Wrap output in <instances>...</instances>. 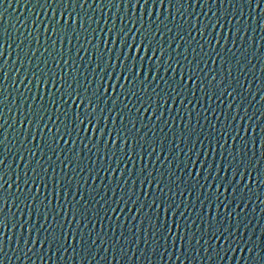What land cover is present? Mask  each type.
I'll return each instance as SVG.
<instances>
[{
  "label": "snow or ice",
  "instance_id": "obj_1",
  "mask_svg": "<svg viewBox=\"0 0 264 264\" xmlns=\"http://www.w3.org/2000/svg\"><path fill=\"white\" fill-rule=\"evenodd\" d=\"M13 3L19 5L20 0H0V17ZM93 5L101 10L125 8L126 12L119 16L102 14V27L99 20H93L96 14ZM34 6L42 10L43 18L39 12L30 17L32 31H27V35L20 32L14 37L6 30L0 31V264L11 259L9 253L20 264L24 261L34 264V256L46 264L45 256L49 252L59 254L58 258L67 259L69 264L73 260L77 264H100L101 261L110 264L109 254L118 264L119 261L153 264L154 258L157 264H167L166 255L168 260L173 256L176 260L183 257L189 264L193 260L197 264L200 261L218 264L237 250H247L248 264H264V224L258 221L262 236L254 240L256 225L252 220L255 217L246 211L251 201L249 194L254 191L249 182L264 186V135L260 137L261 158L253 163L257 147L253 132L257 125L250 123L255 117L264 132V119H261L264 103L249 115L248 108L254 105L248 97L255 100L256 93L251 87L256 77L247 79L251 71L248 48L260 50L249 29L255 33L259 27L264 32V0H34ZM149 6L153 11L148 10ZM133 7L144 9L138 17L139 23L131 11ZM157 8L176 9L180 22H176V15L172 13L161 20L164 13L157 15ZM145 14L149 17L147 26L143 24ZM225 25L230 37L223 35ZM97 31L107 38L100 39ZM81 33L84 43L80 41ZM260 38L264 40V36ZM73 39L80 47L75 48V53L69 47L66 55L65 41L71 46ZM94 39L98 40L95 44ZM85 44L91 45V53ZM233 48L240 52L239 58ZM45 52L48 56L42 60ZM85 56L91 57L87 63ZM49 57L59 69V76L49 66ZM77 58L81 63H77ZM209 61L215 67H209ZM260 63L261 87L257 93L264 100V60ZM42 86L49 97L47 101L41 94ZM49 87L56 91L48 92ZM197 90L202 94L200 98ZM6 92L16 93L20 103H16V98L8 101ZM213 97L219 101V112L212 107ZM225 97L228 98L226 105ZM201 99L209 102L207 107ZM177 101L179 105L173 114L172 105ZM180 105L186 109L187 118L181 114ZM188 105L193 107L188 109ZM196 105L203 109L209 131L201 124ZM13 106L18 115L13 114ZM164 111L168 112L167 118ZM194 112L195 124L192 123ZM209 112L215 123L208 120ZM153 118L162 120L159 133L155 131V124L149 127ZM149 131L152 136H148ZM76 139L83 145L80 151L76 150ZM213 140L221 150L219 163ZM100 145L104 155H99ZM92 148L96 153H92ZM88 153L100 161L107 160L108 167L101 163L96 168ZM145 154L155 157L149 161L152 169L144 164L135 176L131 172L125 174L129 163L134 167L137 156L143 163ZM9 156L11 163H6ZM53 156L59 162V172ZM169 156L172 160H168ZM17 158L23 164V178ZM86 160L91 167L85 164ZM166 161L168 167L164 171L156 167L157 163L163 166ZM173 162L175 169L171 167ZM253 171L259 180L252 176ZM100 172L118 173L114 186L93 175ZM98 179L102 188L93 186ZM49 180L53 183L55 204L41 193V187L47 192ZM81 180L87 185V195L81 191ZM146 187L151 193L145 191ZM221 188L228 195L220 192ZM185 192L188 198L195 197L190 201L191 207L185 202ZM150 194V202L141 201V196ZM178 195L182 198L179 203ZM213 196L215 208L222 211H213ZM197 202L201 207L193 218L191 213ZM126 208L132 214L131 219L124 213ZM101 211L104 216L100 215ZM261 212L264 213V208ZM109 213L115 214L119 222L116 225L121 229L119 234L115 227L107 230L104 227L105 219L112 221ZM121 214L124 221H120ZM125 222L130 225L126 231L123 230Z\"/></svg>",
  "mask_w": 264,
  "mask_h": 264
},
{
  "label": "water",
  "instance_id": "obj_2",
  "mask_svg": "<svg viewBox=\"0 0 264 264\" xmlns=\"http://www.w3.org/2000/svg\"><path fill=\"white\" fill-rule=\"evenodd\" d=\"M93 7L96 8V14H95V16H93V20L94 21L95 20H99L100 25L102 27L104 26V20L101 18L102 14L104 16H108V15H111L112 13H116V15L119 16V15L125 14V12H126L125 8H121L119 11H117L116 8L101 10L96 5H93ZM177 7H179V6H177ZM85 10L88 11L87 5L85 6ZM148 10L149 11H153L151 6H149ZM181 10H183V9H181ZM197 10H199V9H197ZM204 10L208 11L207 7H205ZM0 11H2V10H0ZM131 11L135 12L136 17H137V21L139 23L138 17H139V15L141 13L144 12V9H142V8L137 9V8L133 7L131 9ZM213 11H215V9H213ZM36 12H39L41 18H43V12L38 6H34V0H29V2H26V0H20L19 5H17L16 3H13L12 8H8L7 12H3L2 17H0V31L6 30L8 33H10L14 37L19 36L20 32H24L25 35H27V31H32L30 17L33 16ZM155 12H156L157 15H159V13H161V12L164 13L163 16H160L161 20L164 19V16H168L169 13H172V14L176 15V22L177 23L180 22V17L178 15V13L176 12V9H171L170 8V9H167V11H165L164 9L157 8V9H155ZM245 12L247 13V8L246 7H245ZM48 14L50 16L51 12H49ZM89 15H92V13L90 11H89ZM253 15L256 16L257 20L259 19V17L256 15V13H253ZM169 19H171L170 16H169ZM21 21H24V24H21ZM148 21H149V17L147 16V14H145L144 15L143 24L145 26H147ZM157 23H159V21H157ZM25 25H28L27 29L25 28ZM85 26L87 27V24ZM95 26H96L95 23H93L92 27H95ZM117 26H119V25H117ZM169 26L172 27V25H169ZM227 28H228V25H225V28H224V30H222V32H223V35L230 37V33L227 31ZM175 31H176V29L173 28V32H175ZM249 34L252 36V38L255 41L256 45L260 47L259 51H256L254 48H251V47L248 48V58H249V60H251V64L248 65V69H251V71L249 72L247 79L248 80H252L253 76L256 77V80L253 82L252 87H251V91L253 93H256L255 100H253L251 96L248 97L249 100H252V105H254V107H249L248 108V113H249V115H251L254 110H258L260 108V105L262 103H264V100L261 99V94L257 93V89L261 87V80H260V77H261V63H260V61L264 60V40H262L260 37L264 36V32H261L260 28L257 27L255 33H253L251 28H250L249 29ZM35 35H36L35 31H33V36H35ZM97 35H98V37L100 39L107 38V37L104 36V34L99 33V31H97ZM53 38H55V37H53ZM197 39H199V37H197ZM80 41H81V43H84V34L83 33H81ZM41 42H42V45H43V42H44V33L43 32H41ZM97 42H98V40H95V39L93 40V44H95ZM222 43H223V41H222ZM237 43H239V41H237ZM85 46L89 48V52L91 53L92 52L91 45L85 44ZM69 47H72V52L75 53V48L76 47H80V44H78L75 39H73L71 46L67 44V41H65L64 48H65V54L66 55H67V49ZM13 48H15V45H13ZM56 48H57V50H59V48H60V44L59 43H57ZM4 51H5V56H7L8 55L7 48H5ZM41 51H43V47H41ZM197 51H199V48H197ZM254 51H256L255 57L253 56V52ZM233 52H236V55H237L238 58L240 57V55H241L240 52H237V50L235 48H233ZM38 55H39V53H38ZM188 55H189V58H191V55H192L191 51H189ZM14 56H15V53L13 52L12 53V57H14ZM47 56H48V54L45 52L44 55L41 57V59L43 60ZM90 58H91L90 56H85L84 57V62L87 63L90 60ZM9 59H11V57ZM77 63L78 64L81 63L79 58H77ZM217 63H219V60H217ZM48 64L52 68V70L57 73V76H59V69L55 68V66L53 65V62H52L50 57L48 58ZM252 65H255V68H252ZM209 67H215V66L212 65L211 62L209 61ZM81 70H83V69H81ZM205 71H207V69H205ZM246 71H247V69H246ZM233 74L235 75V72ZM240 78H241L242 81L244 80L243 76H241ZM9 83H11V80L9 81ZM245 89H248V84L247 83H245ZM8 91L11 92V89L9 88ZM21 91H23V88H21ZM47 91L48 92H55L56 90H55V88L49 87L47 89ZM157 91H159V89H157ZM33 94H35V88H33ZM41 94L44 95V100L47 101L49 97L47 95V92L43 88V86L41 88ZM6 95L8 97V101H12L13 98H16V103L17 104L20 103V100H19V98H18L16 93H12L11 95H8V93L6 92ZM25 95H28V93L25 92ZM201 96H202V94L199 92V90H197V98H200ZM189 98H191V97H189ZM133 99H135V98H133ZM169 103L171 104V102H169ZM185 103H187V102L185 101ZM201 103L204 105V107H207L209 102L207 100H205V99H201ZM227 103H228V98L225 97L224 98V104L226 105ZM193 104H196V100L195 99H193ZM218 104H219V101H216L215 97H213L212 107L215 108L217 112L220 111V108L217 107ZM177 105H179V101H177L176 105H172L173 114H175ZM23 107L24 106L22 105V109H23ZM165 107H167V106H165ZM187 107H188V109H191L193 107V105H188ZM180 112H181V114H183L185 116V118H187V111H186V109L184 108L183 105H180ZM195 112H199L201 114L200 117H199V119L201 121V124L203 125V127H204V129L206 131H209L208 123L204 121V113H203V109L200 107V105H196ZM195 112H194V119L192 121L193 124H195ZM5 114L8 115L7 110H5ZM13 114L14 115H18L15 112V106H13ZM256 114H257V116H259V111H257ZM52 115H53V119H55L56 113L53 112ZM207 115H208V120L212 121L213 123H215V119H214L212 113L209 112ZM167 116H168V112L164 111V118H167ZM221 119H223V117H221ZM261 119H264V117H262ZM9 122H11V120ZM169 123H171V121H169ZM250 123H255L257 125V127H255V130L253 132V135H255L256 141H257L256 157L253 158V163H255L257 158H261L262 149L260 147V137L262 135H264V132H261V128L259 127L260 122L257 121L255 117H253V121H251ZM153 124H155V131L157 133H159L160 126L162 125V120L157 121V120H155V118H153V122H152V124H149V127L151 128ZM177 125L180 126V117L179 116H177ZM110 127H111V125H110ZM216 128L219 129V124H216ZM197 130L199 131V128ZM165 131H167V129ZM251 131H252V129H250V132ZM45 132H47L46 129H45ZM82 135H83V133H82ZM161 135H163V133H161ZM168 135H169V138H171V132H168ZM74 136H75V134H74ZM148 136H152V132L151 131L148 132ZM29 140H31V137H29ZM37 142H39V136L37 137ZM221 143H223V141H221ZM230 143H231V141H230ZM207 144H208V141L205 140V145L207 146ZM9 147H12V145L10 144ZM29 147H31V144H29ZM75 147H76L77 151H80V149L83 148V145L80 143L79 139H76ZM89 147H91V144H89ZM145 147L147 148V145H145ZM212 147L216 149L215 155H216L217 163H219L220 162L219 152L221 150L217 147V145H216L214 140L212 141ZM225 147H227V145ZM13 151H15L14 147H13ZM59 151H60V149L58 148L57 152H59ZM85 151H87V150L85 149ZM96 151L97 150L95 148H92V153H96ZM104 151L105 150L103 148V145H100L99 155H104ZM92 153H88V155H92ZM81 154L83 155V153H81ZM110 154L111 153H109V155ZM27 155H28L27 152H25V157L26 158H27ZM69 155H71V153H69ZM118 155H119V153H118ZM225 155H227L226 152H225ZM52 159H53V161H56V157L55 156H53ZM61 159H63V156H61ZM160 159L161 160L164 159V155L163 154H161ZM11 160H12V158H11V156H9L8 160H6V163H11ZM150 160H155V157L149 158L145 154V159H144V161L142 163L140 161L139 157L137 156L136 157L135 166L133 167V165L131 163H129L128 168L125 170V174H127L128 172H131L132 175L135 176L137 174V172L139 171V168L144 166V164H147L148 169H152V164L149 162ZM168 160H172V157L169 156ZM92 161L95 162V167L96 168H99L101 163L104 164V167H108L107 160L100 161L99 159H97V156H95V155H92ZM17 162L21 164V169H20L21 170V178H23V176H22L23 164H22V162L19 161V158H17ZM85 164L88 167L92 166V164L89 161H87V160L85 161ZM56 166H57V172H59V167L60 166H59V162L58 161H56ZM112 166L115 167V160H113ZM121 167H123V165H121ZM156 167L159 168L161 171H164L165 168L168 167L167 161L165 162V165H163V166L160 165L159 163H157ZM171 167H172V169H175V167H176L175 162H173L171 164ZM257 167H260V165H257ZM12 169L14 171L17 170L16 169V164H14V163L12 164ZM65 171H67V169ZM69 174L71 175V173H69ZM10 175H11L12 179H15V175L14 174H10ZM49 175H52L51 172L49 173ZM82 175H83V173H82ZM93 175H99L100 177H102L103 180H104V183L109 184L110 187L114 186L115 180L118 178V173L108 174V173L100 172L98 174L97 173H93ZM153 175H156L155 170H153ZM165 176H167V172L166 171H165ZM252 176L254 178H257V180H259V178L257 177L256 171L252 172ZM5 179H9V177L6 176ZM201 182H203V181H201ZM80 183H81V185H83V187L81 188V191H84L85 195H87V185L83 184V180H81ZM89 183L91 184L93 182L89 181ZM177 183H179V181H177ZM129 184H131V180L129 181ZM249 184H250V187L254 191H253V193L249 194V195H251V201L248 202V209H246V211L249 212L250 216L255 217V219L252 220V223H253V225H256V227L254 229L255 236H253V239L256 240V239H258V238H260L262 236L259 224H264V219H260L261 217H264V213L261 212V208H264V204H261V200H264V186H260L258 183L257 184H252L251 182H249ZM48 185H49V187H48L47 192H45L43 187H41V193L48 195L49 199L52 200L53 204H55L56 201L53 199L54 189H53V183H52L51 180L48 181ZM93 186L94 187L100 186L101 188L103 187L102 184H101V180H99V179L95 181V184ZM75 188H76V185H75V181H74L73 182V190H75ZM33 190H35V189H33ZM137 190H139V184L138 183H137ZM10 191H12V190H10ZM55 191L58 192L59 189H55ZM145 191H148L149 193H151V190L148 189L147 187L145 188ZM229 191H231V189H229ZM244 191L247 193V189H245ZM220 192L224 193V195H228L227 192H224L223 188L220 189ZM117 193H119V189H117ZM198 194L199 193H197V195ZM109 195H111V193H109ZM208 195L211 196L212 192L209 191ZM257 196H259V199H257ZM63 198H64L63 194L61 193V199H63ZM184 198H185V202L189 203V206L191 207V202L190 201L194 200L195 197L193 196L191 198H188V193L185 192ZM200 198L203 199V196H201ZM221 198H223V197H221ZM68 199L71 200L72 197L69 196ZM76 199H79V197H77ZM97 199H99V197H97ZM140 199H141L142 202L145 201V200L150 202L151 201V194L148 197L141 196ZM181 199L182 198L178 195L176 197L177 203H179ZM101 203H103V201H101ZM215 204H216V201H215V198L213 196V203H212L213 211H222V210H217L215 208ZM20 206H21V208H23L24 207L23 203H21ZM129 207H131V205H129ZM181 207H183V206H181ZM200 207H201L200 204L197 202L195 204V209L191 213L193 218H195V216H196V210H199ZM231 207H234V205H231ZM252 208H255V212L254 213L251 212ZM207 210H208V204H207V202H205L204 211L207 212ZM13 211H15V208H13ZM236 211H239V209H236ZM5 212H7V209H5ZM25 212H27V210H25ZM124 213H127L128 219H131V215L132 214L130 212H128L127 208L124 210ZM16 215L19 216L20 213L16 212ZM100 215L104 216L105 214L101 211ZM109 215L112 216V221H109V220L105 219V221H104L105 229L106 230L109 229L110 226L111 227H115L116 231H117V234H119L121 229L116 226L117 223H119V222L116 221L115 214L109 213ZM186 215H187V213H186ZM234 215H235V213H234ZM34 216H35V214L33 213V218H34ZM137 219H139V217H137ZM120 221H124V214L120 215ZM258 221H259V224H258ZM135 222L136 221H133V223H135ZM169 223H171V220L169 221ZM128 227H130V225H128L125 222L123 230L126 231ZM98 228H99V225H97V229ZM246 237H247V234H246ZM6 247H7V245H6ZM69 251H71V250H69ZM246 251L247 250H245L244 252H241V251L237 250L235 252H231L227 256H225L224 260L218 261V264H248V257L246 255ZM65 255L67 256V254H65ZM9 256L11 257V259L10 260H5V264H20V261H17L15 256H12L11 253H9ZM49 256H51L52 259H48ZM58 257H59V254L53 255L52 252L47 253V255L45 256L46 264H69L67 259L60 260ZM108 260L110 261V264H118V260H113L112 257H111V254H109ZM165 260H167V264H181V260L183 261V264H189V261L188 260H184L183 257H181V260H176L175 256H173L171 260H168L167 259V255H166L165 256ZM33 261H34V264H42V262L35 256L33 257ZM24 264H28V261H24ZM71 264H77L76 260L71 261ZM100 264H104V262L101 261ZM119 264H123V261H119ZM140 264H146V262L141 261ZM153 264H157V261L155 260V258L153 259ZM160 264H163V262H160ZM191 264H197V261L193 260L191 262ZM200 264H204V261H200ZM208 264H212V262L209 261Z\"/></svg>",
  "mask_w": 264,
  "mask_h": 264
}]
</instances>
